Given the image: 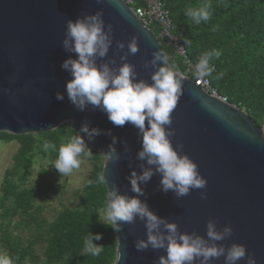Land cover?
Wrapping results in <instances>:
<instances>
[{
	"label": "water",
	"instance_id": "obj_1",
	"mask_svg": "<svg viewBox=\"0 0 264 264\" xmlns=\"http://www.w3.org/2000/svg\"><path fill=\"white\" fill-rule=\"evenodd\" d=\"M97 11L103 13L105 31L108 25L112 26V45L103 60L97 59V65L115 59L116 64L110 67L121 66L120 56L128 52L127 44L135 36L139 51L128 55L124 62L134 65L137 80L152 83V73L162 65L158 63L154 69L145 68L144 64L152 60L154 52H166L155 33L122 0H103L99 4L96 0H0V132L45 133L66 123L104 158L110 147L119 155V161L105 158L102 165L106 200L108 189L113 186L119 195L131 198L135 196L129 181L131 173L140 175L142 168L148 167L146 161L137 159L142 137L131 124L114 127L100 109L90 105L84 111L76 109L66 93L72 76L61 68L65 60L77 59L62 46L67 21L75 22L78 17ZM117 42L125 44L122 51L117 49ZM57 93L63 100L56 99ZM83 125L100 130V135L89 140L80 133ZM171 128L175 132L170 137L173 148L197 164L206 187L177 198L173 192L161 190V176L154 174L149 182L140 185L144 195L136 198L159 218L176 223L180 233L195 232L207 239L208 221H215L218 231L229 225L232 236L218 244L225 248L240 244L246 248L245 259L236 264H247L249 256L256 264H264L261 128L241 108L211 95L189 78L183 81V94L172 113ZM202 194L206 199H201ZM121 228L122 231L114 232L113 264H156L160 256H166L163 249L136 250V242L147 238L144 222L139 218ZM119 254L121 259L117 262ZM209 264H225L224 257Z\"/></svg>",
	"mask_w": 264,
	"mask_h": 264
},
{
	"label": "clouds",
	"instance_id": "obj_2",
	"mask_svg": "<svg viewBox=\"0 0 264 264\" xmlns=\"http://www.w3.org/2000/svg\"><path fill=\"white\" fill-rule=\"evenodd\" d=\"M96 2L99 4L103 0ZM211 8V3L205 2L196 8L189 7L185 15L196 24L202 21L207 23L211 18ZM102 16L103 13L97 11L94 15L78 17L75 22L68 20L66 23L62 46L66 52L77 56V59L69 58L61 65L72 76L66 84L67 97L79 111H84L89 105L100 109L107 114L114 127H124L126 124L134 126L138 130L137 134L142 137L137 159L146 161L148 165L147 168H142L140 175L133 171L129 177L131 191L135 196L130 198L119 195L114 186L108 189V202L102 214V222L106 221L114 232H120L121 225L134 224L139 218L144 222L147 238L138 240L135 248L137 251L163 249L166 256H160L156 264H195L196 261L209 264L211 260L222 256L225 264H236L237 261L245 259L246 248L243 245L232 244L225 248L218 244L232 236L229 225L218 231L216 222L208 221L207 239L195 232L180 233L176 223L159 218L148 209L146 203L136 198L144 195L140 185L149 182L154 174L161 176V190L164 193L171 191L177 198L188 196L191 190L204 189L207 182L200 176L197 164L187 155H180L170 140L175 135L171 128L172 113L183 94V81L187 79L186 76L177 71L175 64L169 63L168 57L162 51H158L153 53L150 62L144 64L145 68L151 66L154 69L158 63L162 65L152 73V83L137 80L134 65L124 62L128 55H135L139 51L135 36L127 44L128 52L120 56L123 62L121 66L110 67L116 64L115 59L97 65V59L103 60L112 45V26L108 25L105 31ZM116 47L122 51L125 44L117 42ZM219 56L220 52L215 50L205 52L196 65L195 77L203 80L211 76L214 69L210 67L209 61ZM56 99L63 100V96L57 93ZM80 133L91 140L100 135V130L89 129L87 125H83ZM54 147L48 142L43 144L45 152ZM179 147L182 148V145ZM86 150L91 155L82 136L75 135L59 147L54 168L61 176L70 175L73 170L80 168V157ZM104 155L107 161L120 160L112 147ZM97 182L105 184V176H99ZM201 199H206V196L202 194ZM101 238L99 234H89L84 240L85 251L92 256L99 255L102 248L94 245L93 240L99 241ZM120 259L119 254L117 262ZM0 264H12V261L7 254H0ZM247 264H256V261L249 256Z\"/></svg>",
	"mask_w": 264,
	"mask_h": 264
},
{
	"label": "trees",
	"instance_id": "obj_3",
	"mask_svg": "<svg viewBox=\"0 0 264 264\" xmlns=\"http://www.w3.org/2000/svg\"><path fill=\"white\" fill-rule=\"evenodd\" d=\"M169 11L174 31L179 34L188 53L194 59H200L205 52H220L219 58L213 57L209 65L214 66L210 76L212 86L218 94L225 96L231 104L244 112L260 125L264 116V0H164ZM211 3V18L205 23L196 24L185 15L186 10L196 8L203 3ZM161 44L168 54L169 49ZM172 64V61L169 60ZM63 126L75 132L65 123ZM64 128V127H63ZM59 129L40 133L43 144L54 145L48 154L58 158L59 147L64 134ZM5 139L15 138L20 142L14 156V167L4 173L1 185L0 208V249L11 259L12 264H113L115 260L116 238L114 231L103 223L98 208H105L106 187L91 179L98 188L87 187L83 193L82 208L64 209L51 222L40 219L33 207V196L48 198L51 185L39 186L36 189H20L9 177L16 174L18 167H29L31 154L36 147L32 134L12 135L1 132ZM101 176V174H100ZM95 181V182H94ZM18 214L19 222L27 230L23 240L21 236L11 235L12 217ZM6 221V222H4ZM18 224H21L19 223ZM89 234L101 235L93 244L102 248L97 256L85 251L84 240ZM44 242L43 255H38L35 244Z\"/></svg>",
	"mask_w": 264,
	"mask_h": 264
},
{
	"label": "rangeland",
	"instance_id": "obj_4",
	"mask_svg": "<svg viewBox=\"0 0 264 264\" xmlns=\"http://www.w3.org/2000/svg\"><path fill=\"white\" fill-rule=\"evenodd\" d=\"M243 110V109H242ZM244 111V110H243ZM65 123L58 125L55 129H59L62 126L64 134L61 136L63 144H66L70 138L77 135L76 133H70L65 126ZM52 130V131H53ZM1 133V132H0ZM35 141V149L31 154L32 163L29 167H18L15 175L9 177L11 182H15L20 189H36L39 186L51 185L48 190V198L42 199L37 196H33V207L38 211L40 219H44L47 222L53 221L58 214L64 209L76 210L82 208L83 193L87 187L88 189L98 188V182L92 185L91 179L102 175V165L104 162V156L95 152L89 145L87 149L90 150L91 155L82 154L80 157L81 164L78 170H73L70 175L61 176L54 168V163L57 159H53L49 156L48 151L41 152L42 145L40 144L42 137L40 133H31ZM20 142L17 139H5L0 135V197H1V185L4 181V173L7 169L14 167V156L18 152ZM104 207L98 208L99 218L103 220ZM0 208V215H1ZM1 220V217H0ZM11 220L10 232L12 236H21L24 240L27 236V230L22 227L24 222H19L18 214H15ZM6 222V221H4ZM21 223V224H18ZM103 223H107L104 221ZM44 242H38L35 244V250L38 255H43ZM0 254L4 252L0 249Z\"/></svg>",
	"mask_w": 264,
	"mask_h": 264
},
{
	"label": "built area",
	"instance_id": "obj_5",
	"mask_svg": "<svg viewBox=\"0 0 264 264\" xmlns=\"http://www.w3.org/2000/svg\"><path fill=\"white\" fill-rule=\"evenodd\" d=\"M122 1L133 10L135 15L145 26L155 33L160 42H164L169 49V53H166L168 60L176 65L178 72L183 73L186 78L193 80L197 86L211 95L217 96L223 101L228 102L227 98L219 95L217 90L212 86L210 76L205 77L203 80H198L195 77V68L200 59L194 60L188 55L179 34L174 31V26L171 22L169 11L165 6L164 0ZM210 67L214 69L213 65H210ZM259 127L264 135V116Z\"/></svg>",
	"mask_w": 264,
	"mask_h": 264
}]
</instances>
